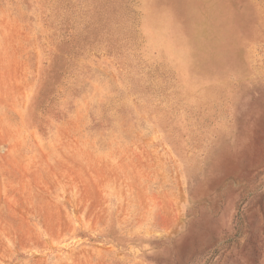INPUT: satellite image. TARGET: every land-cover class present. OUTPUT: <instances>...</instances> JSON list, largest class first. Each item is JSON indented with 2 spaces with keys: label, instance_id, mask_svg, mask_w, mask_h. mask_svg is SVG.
Instances as JSON below:
<instances>
[{
  "label": "rangeland",
  "instance_id": "obj_1",
  "mask_svg": "<svg viewBox=\"0 0 264 264\" xmlns=\"http://www.w3.org/2000/svg\"><path fill=\"white\" fill-rule=\"evenodd\" d=\"M0 264H264V0H0Z\"/></svg>",
  "mask_w": 264,
  "mask_h": 264
}]
</instances>
